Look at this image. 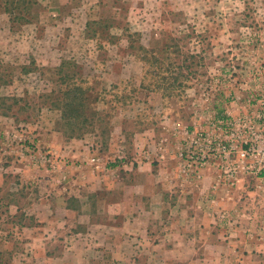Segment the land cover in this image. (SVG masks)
<instances>
[{"label": "rangeland", "instance_id": "rangeland-1", "mask_svg": "<svg viewBox=\"0 0 264 264\" xmlns=\"http://www.w3.org/2000/svg\"><path fill=\"white\" fill-rule=\"evenodd\" d=\"M139 45L171 58L143 63ZM63 62L97 111L74 131L53 106ZM165 69L183 75L166 91ZM206 169L222 220L239 200L264 205V0H37L24 24L0 3V264H154L153 238L132 234L128 251L119 235L95 240L118 232L112 204L144 170L160 172L155 199L191 201L177 187L201 185Z\"/></svg>", "mask_w": 264, "mask_h": 264}, {"label": "crops", "instance_id": "crops-1", "mask_svg": "<svg viewBox=\"0 0 264 264\" xmlns=\"http://www.w3.org/2000/svg\"><path fill=\"white\" fill-rule=\"evenodd\" d=\"M256 170L258 169L254 168L250 173L258 176ZM159 174V171L155 174L153 170H144L141 173L142 179L135 186L139 188L138 191H134L131 196L121 194L120 199L112 204L116 209L118 207L116 215H121L122 218L119 224L112 226L111 229H116L120 233L107 230L97 234L95 240L112 243L115 241L114 236L117 238L121 236L122 250L128 251L130 247L128 241L131 240L132 234L143 241L153 238V249L150 254L156 258L154 264H264V231L255 229L259 222L264 224V216L257 217L258 211H261L264 205L255 200L257 202H248L249 206L244 208L245 203L239 200L232 207L234 216L229 223L221 219L220 207L225 204L220 201L219 185H214V171L204 170L201 185L192 187L190 191L184 190L186 187H177L176 193L182 191L191 195L193 199L182 202L179 200L177 203L155 199L161 191L159 185L161 179L157 180ZM255 191L264 193V187L256 188ZM131 199L137 202H131ZM164 206L169 210L167 215L169 219L161 222L156 218L155 209ZM136 207L140 210L138 213L133 211ZM64 209L62 207L57 210ZM262 211L264 212V209ZM171 214L174 215L171 217ZM164 223L170 224L171 227L165 232H159L157 225ZM232 224L235 225L234 228ZM248 225L251 226L250 229ZM92 248L91 246L84 248V253L90 252ZM113 251L114 249L112 253ZM188 253L191 257H188ZM105 254L109 255L108 252Z\"/></svg>", "mask_w": 264, "mask_h": 264}, {"label": "trees", "instance_id": "trees-1", "mask_svg": "<svg viewBox=\"0 0 264 264\" xmlns=\"http://www.w3.org/2000/svg\"><path fill=\"white\" fill-rule=\"evenodd\" d=\"M3 3L4 10L8 14L10 22L15 24H24L27 22L29 16H31V9L37 4V0H0ZM170 46L165 45L161 50H148L144 46H138V52L140 60L143 63H151L152 65H161L162 61L159 59L158 52L168 53V58H171ZM158 53V54H157ZM177 56V55H175ZM69 63L63 62L60 64L59 68L56 69L57 82L63 88L59 90V96L56 101H54L53 106L58 107L61 113V121H65L67 127L71 130H77L80 125L85 124L88 120V111H92L97 115V111L91 106L90 98H93V90L91 87L87 86V80L82 76L80 70L70 74L66 70V66ZM163 67H160L159 72ZM184 68V67H183ZM182 70V67H181ZM181 70L178 69L177 73H172L165 69L163 72H169V77L166 76H156L158 80V85L156 88H162L163 90H168L177 81L183 77ZM161 74V73H159ZM175 74V75H173ZM170 80L173 82L170 84ZM169 84V85H168ZM182 83L180 82L179 85ZM168 96H171L170 94ZM97 98L93 99L96 102Z\"/></svg>", "mask_w": 264, "mask_h": 264}, {"label": "built area", "instance_id": "built-area-1", "mask_svg": "<svg viewBox=\"0 0 264 264\" xmlns=\"http://www.w3.org/2000/svg\"><path fill=\"white\" fill-rule=\"evenodd\" d=\"M207 142H208V141H207ZM197 160H199V161H201V162H202V161H203V158H198Z\"/></svg>", "mask_w": 264, "mask_h": 264}]
</instances>
